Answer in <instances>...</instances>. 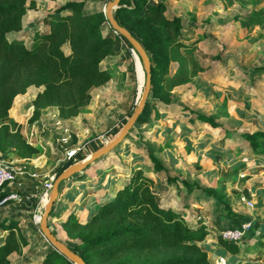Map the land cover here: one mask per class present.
<instances>
[{
	"label": "rangeland",
	"instance_id": "1",
	"mask_svg": "<svg viewBox=\"0 0 264 264\" xmlns=\"http://www.w3.org/2000/svg\"><path fill=\"white\" fill-rule=\"evenodd\" d=\"M32 1L34 6L29 7L23 17L22 30L9 33V39L23 32L29 43V35L39 28L36 22L44 11L51 12L67 0ZM108 1L89 2L84 12H104ZM164 1L168 6L167 13H178L182 19L177 37L170 41L179 40L184 47L176 48L173 57L185 58L189 67L195 61L202 71L184 83L165 84L162 93L168 101L155 97L148 99L146 107L119 144L61 181L58 208L61 220L51 218L48 223V215L47 224L49 230L69 247L81 243L77 237L81 227L65 224L68 216L85 222L135 169H141L153 179L152 188L161 197L163 205L181 209L189 223L200 221L210 227L207 230L209 239L219 235L222 224L238 220L233 217L236 213L232 208L248 209L241 196L254 201V207L258 204L257 198L253 199L245 187V181L252 174L263 171L259 166H264V158L253 152L241 133L264 127V0ZM108 26L107 22L101 27L102 33L108 31ZM63 48L65 52L69 51L68 45ZM100 66L110 73V79L91 88L90 101L80 106L75 115H61L56 105L35 107L34 100L42 86L34 85L19 93L8 111L11 133L19 134L38 150L26 158H19L15 147L0 152V161L19 164L26 171L17 176L16 182L21 185L12 186L22 194L21 201L0 207V221L17 218L19 228L16 232L27 240L20 252L10 254L14 264L41 260L52 248L40 230L44 209L39 220H34L37 206L42 207L48 202L46 198L41 204L44 182L53 183L66 167L85 160L114 139L139 102L145 81L143 63L121 36ZM177 66L178 62L172 60L169 73L173 74ZM187 108L210 116L219 127L212 128L207 123L183 117V109ZM70 150L75 153L68 157ZM147 150L155 154L171 175L209 188L215 195L201 190L187 194L185 188L167 183L164 172L156 173L152 169ZM122 177L123 181L119 182ZM117 181L119 186L115 187ZM261 184H264V176H254L246 183L254 187ZM57 200L58 197L55 202ZM5 234L0 228V238ZM204 241L211 264L223 258L225 252L235 255L218 242ZM234 243H237L238 254L242 253L245 242ZM78 251L82 252V248Z\"/></svg>",
	"mask_w": 264,
	"mask_h": 264
},
{
	"label": "trees",
	"instance_id": "2",
	"mask_svg": "<svg viewBox=\"0 0 264 264\" xmlns=\"http://www.w3.org/2000/svg\"><path fill=\"white\" fill-rule=\"evenodd\" d=\"M92 1L105 0H68L51 12L47 11L36 22L41 28L31 32L27 43V35L23 32L11 39L8 34L22 30L23 16L29 7L34 6L33 1L0 0L1 153L7 147H15L19 158L31 157L38 152L10 129L8 111L15 97L27 87L42 86L36 94L35 107L56 105L61 115H75L80 106L90 101L91 88L110 79V73L100 64L112 53L115 40L120 36L110 26L105 34L102 33L101 27L107 23L102 10L83 11L86 3ZM167 12L164 0H120L114 9L113 16L118 24L126 28L149 55L151 80L146 102L154 97L168 101L162 93L165 84L184 83L202 71L195 61L189 67L185 58L173 57L176 48L184 47L179 40L170 41L177 37L182 19ZM65 44L68 52L63 48ZM172 60H176L178 66L170 74ZM182 116L207 123L212 128L219 127L210 116L189 108L183 109ZM241 136L254 153L264 158V127L251 133L242 132ZM146 153L154 172H164L167 183L185 188L187 194L201 190L210 196L215 195L209 188L171 175L152 151ZM153 183L150 176L135 169L115 194L104 200L85 222L68 216L65 224L81 227L77 233L81 243L68 247L80 254L86 264H211L203 245L206 226L200 221L189 223L181 209L163 205L161 197L152 188ZM9 190L16 189H4L1 194ZM225 208L232 213L228 206ZM258 222L255 220L253 224ZM0 228L6 233L0 238V264H14L10 254L20 252L27 240L16 232L19 228L17 218L1 220ZM216 240L237 253V243L226 241L219 235ZM78 248H82V252ZM24 264L73 263L52 246L41 260L31 259Z\"/></svg>",
	"mask_w": 264,
	"mask_h": 264
},
{
	"label": "water",
	"instance_id": "3",
	"mask_svg": "<svg viewBox=\"0 0 264 264\" xmlns=\"http://www.w3.org/2000/svg\"><path fill=\"white\" fill-rule=\"evenodd\" d=\"M120 0H110L106 3L104 8V15L107 19L109 26L118 33L121 37H123L128 44L136 51L140 60L143 63L144 72H145V81L142 94L140 96L138 104L135 106L132 114L127 120L125 126L120 130V132L116 135V137L109 142H106L104 146H102L97 151L93 152V154L89 155L85 160L73 163L66 167L63 171H61L52 183V189L49 192V199L45 205L44 212L42 214L40 220V230L47 241L64 257H66L73 264H86L80 254L71 250L68 246H66L63 242H61L48 228L47 219L48 215L51 211L53 203L56 201L59 194V184L61 181L71 174L81 171L84 167L94 161L95 159L101 157L102 155L109 152L113 149L120 141L126 136L129 129L134 125L138 116L142 112L149 91H150V80H151V62L148 53L145 51L140 42L124 27L120 26L118 22L115 20L112 11L119 6Z\"/></svg>",
	"mask_w": 264,
	"mask_h": 264
},
{
	"label": "crops",
	"instance_id": "4",
	"mask_svg": "<svg viewBox=\"0 0 264 264\" xmlns=\"http://www.w3.org/2000/svg\"><path fill=\"white\" fill-rule=\"evenodd\" d=\"M154 1H156V0H154ZM83 11H84V9H83ZM46 12H47V10L44 11V14ZM92 12H94V11H92ZM89 13H91V12H89ZM173 14H176L178 16L180 15L178 13H173ZM43 16H41V18ZM23 19H22V26H23V22H24ZM39 28H41V27L39 26ZM33 160L34 159H31L32 162H34ZM39 160H40V158H39ZM40 163L42 164L43 162H40ZM259 167H262L263 171H259V172H256L255 174H252L253 176L251 175L252 177L248 178L245 181V187H247L250 195L253 196L252 197L253 199L257 198L258 204H256L255 207L254 206L253 207H249L242 201V203L246 207H248V209L239 210L238 211V210H235V208H232L233 212L236 213V214H233V217L238 219L237 221L233 220L231 224H224V225L222 223H219V221L217 223L220 226L222 224L223 228H227V227H231V226L240 225L241 223H244V222H247V221H253L254 222L255 220H259V222H258L257 225L253 224L252 227L246 232V234L240 240V241H244L245 242L244 245H243L242 253L238 254V251H237V253H235V255H231L230 253L225 252V253H223V258L216 259V263L215 264H219L220 263L219 260L227 261V262H230L231 264H264V184L258 185L256 187H254L253 185H250V186L246 185V183L251 178H253L254 176H256L257 178H260V177L264 176V166H259ZM123 177H124V174H123ZM123 177L120 178L119 182L123 181L122 180ZM119 182L117 181V185L115 187L119 186V184H118ZM192 193H195V192H192ZM254 195H256V197H254ZM250 201H252V200H250ZM60 202H61V193L58 194L57 202L53 203V205H52L51 213H49L48 223L50 222L51 218L61 220V212L58 209L59 205H60ZM252 202L254 203V201H252ZM54 207H56V209H54ZM53 209H54V212H52ZM57 214H60V215L58 216ZM184 218L187 220V217L185 215H184ZM235 222H238V223H235ZM203 223L207 224L205 221H203ZM205 228H206V230H208L210 227L206 226ZM213 234H214V236H216V233H213ZM208 235L209 234L206 233L205 240H209L210 241V239H211V241H214L215 243H217V240H216L215 237H211L209 239ZM211 245L213 247L215 246L214 243H212ZM237 250H238V246H237Z\"/></svg>",
	"mask_w": 264,
	"mask_h": 264
},
{
	"label": "built area",
	"instance_id": "5",
	"mask_svg": "<svg viewBox=\"0 0 264 264\" xmlns=\"http://www.w3.org/2000/svg\"><path fill=\"white\" fill-rule=\"evenodd\" d=\"M75 153L74 150H70L67 155L71 157ZM26 171L24 170L23 166L19 164H9L3 161H0V207L7 205L11 202H20L22 199V194L17 190H9L1 194L4 189H10L13 185H21L19 182H16L17 176L24 175ZM52 189V181L44 182V188L41 198L42 202H45V199H49V192ZM241 200L249 207H253L254 203L248 200L246 197L241 196ZM44 205L42 207L37 206L36 212L34 214V220H39L42 209H44ZM253 221H247L241 223L237 226H231L227 228H223L219 231V235L222 239L231 242H239L246 232L252 227Z\"/></svg>",
	"mask_w": 264,
	"mask_h": 264
}]
</instances>
